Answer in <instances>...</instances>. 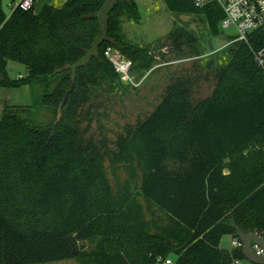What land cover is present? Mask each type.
Instances as JSON below:
<instances>
[{
	"label": "trees",
	"instance_id": "16d2710c",
	"mask_svg": "<svg viewBox=\"0 0 264 264\" xmlns=\"http://www.w3.org/2000/svg\"><path fill=\"white\" fill-rule=\"evenodd\" d=\"M106 1L54 2L38 14L32 7L6 15L0 7V87L40 86L35 101L55 115L51 128L34 123L32 106H5L0 117V264H153L172 253L173 264L245 261L240 247L220 243L238 231L264 236V73L252 57L264 29L228 50L208 96L195 99L196 80L176 77L145 119L124 127L109 159L126 178L112 187L103 154L78 119L94 93L118 78L105 49L132 67L147 50L121 36L122 17L139 21L135 2L116 0L101 23ZM162 1L174 15L202 16L210 36L219 35L224 15L216 5ZM187 38L195 41L181 29L167 36L176 51ZM9 62L25 76L9 78ZM137 180L146 206L133 192Z\"/></svg>",
	"mask_w": 264,
	"mask_h": 264
},
{
	"label": "rangeland",
	"instance_id": "374dc122",
	"mask_svg": "<svg viewBox=\"0 0 264 264\" xmlns=\"http://www.w3.org/2000/svg\"><path fill=\"white\" fill-rule=\"evenodd\" d=\"M133 1L138 8L139 21L133 23L122 17L121 36L125 42L145 48L148 53H145L140 65L133 62L130 72L132 84L124 83L119 76L112 83L111 89L105 83L94 93L91 104L83 111V113L88 112L87 116L78 119L81 123L80 130L85 132V138L94 140L99 146L103 154L106 175L112 187L126 178L122 170L114 173L109 159L113 148L112 142L123 133L124 127L145 119L158 105L166 86L176 77L186 75L196 80L193 96L195 99L208 96L214 86V72L224 63L228 50L234 45L230 44V41L236 35L233 27L223 28L220 22L219 35L212 37L202 16L174 15L166 10L162 0ZM2 8L7 15L10 13L6 3H3ZM34 8L36 9V4ZM173 29L184 30L195 38V41L189 42L188 38L185 39L181 49L176 51L172 41L167 39ZM209 40L212 50L209 48ZM7 72L9 78L14 80L18 79L19 75L23 77L26 74L22 65L13 62L8 63ZM40 94L41 87L38 85L33 88L27 85L16 89L0 88V98L5 97L8 106H32L34 123L51 128L55 124V115L52 108L40 106L35 101ZM139 186L140 181L137 180L133 185V192L137 195V201L146 206L143 197L139 195ZM152 211L158 224L165 223L161 213L153 207ZM229 240L230 237H225L223 243L228 244ZM84 246L90 247L87 243H84ZM170 251L176 252L172 248ZM174 255L172 253L169 257ZM47 264H79V262L70 259ZM246 264L250 263L246 262Z\"/></svg>",
	"mask_w": 264,
	"mask_h": 264
},
{
	"label": "built area",
	"instance_id": "2783aa9c",
	"mask_svg": "<svg viewBox=\"0 0 264 264\" xmlns=\"http://www.w3.org/2000/svg\"><path fill=\"white\" fill-rule=\"evenodd\" d=\"M197 9H203L208 5H216L224 15L223 28L233 27L236 31L235 38L230 44L242 43L249 45L252 37L264 29V0H189ZM34 5V0H20L9 5L10 13L20 8L28 11ZM9 13V14H10ZM8 14V15H9ZM105 59L112 65L115 73L124 83L132 84L130 72L132 62L120 54L119 51L108 47L104 51ZM253 61L257 68L264 73V46L252 50ZM21 78V76H18ZM254 235H259L253 233ZM262 236V235H259ZM264 238V236H262ZM231 249L241 248L239 239H232ZM252 252L257 256L264 257V250L255 244L251 245ZM153 264H173L170 257H157ZM233 264H246V261H235Z\"/></svg>",
	"mask_w": 264,
	"mask_h": 264
},
{
	"label": "water",
	"instance_id": "95a60500",
	"mask_svg": "<svg viewBox=\"0 0 264 264\" xmlns=\"http://www.w3.org/2000/svg\"><path fill=\"white\" fill-rule=\"evenodd\" d=\"M115 1L116 0H107L105 2V4L102 6L101 10L99 11L101 23H102L103 11L107 8H111L114 5ZM103 34H104V30L101 33V37L103 36ZM208 44H209L210 50H212V45H211L210 40H209ZM72 89H73V84L70 86L68 91L64 94L63 101L58 108L57 122L60 120V117H61L60 116L61 108L65 105V103L67 101V97L71 93ZM54 128H55V126H54ZM238 239L241 243L242 253L245 257L246 262H248L250 264H264V257L255 255L251 250L252 244L257 245L258 247H260L264 250V238L262 236L254 235V234H244V233L238 231ZM73 254H75L74 248H73Z\"/></svg>",
	"mask_w": 264,
	"mask_h": 264
},
{
	"label": "crops",
	"instance_id": "0c3cea01",
	"mask_svg": "<svg viewBox=\"0 0 264 264\" xmlns=\"http://www.w3.org/2000/svg\"><path fill=\"white\" fill-rule=\"evenodd\" d=\"M16 1L17 0H0V7H1L2 11L7 15V13L2 8L3 7V3H6V5L9 6V5L13 4V3H16ZM19 1L20 0H18L17 2H19ZM58 1L63 2V1H66V0H35L34 5H33V13L34 14H38L40 12V10L45 5H49V4H52L54 2H58ZM35 4H36V9L34 8ZM24 75H23V77H24ZM1 89H4V88H1ZM5 106H8L6 101H5V97L0 98V117L2 115V112H3V109H4ZM226 237H229V236H226ZM224 238L225 237H223L222 240H221L220 245H222V247H220V248L230 250L232 248L231 247L232 238L230 237V240H229L228 244L227 243L226 244L223 243V239ZM229 244H230V246H229Z\"/></svg>",
	"mask_w": 264,
	"mask_h": 264
}]
</instances>
